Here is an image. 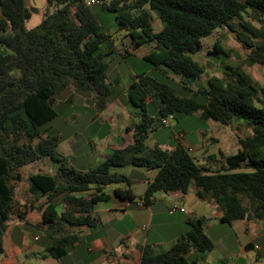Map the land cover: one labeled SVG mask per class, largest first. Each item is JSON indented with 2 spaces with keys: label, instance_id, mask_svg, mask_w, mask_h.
Returning a JSON list of instances; mask_svg holds the SVG:
<instances>
[{
  "label": "trees",
  "instance_id": "16d2710c",
  "mask_svg": "<svg viewBox=\"0 0 264 264\" xmlns=\"http://www.w3.org/2000/svg\"><path fill=\"white\" fill-rule=\"evenodd\" d=\"M100 4L114 12L118 24L127 30L130 48L125 54L151 44L142 58L165 73H174L178 85L191 95L177 93L166 76L136 75L126 90L137 117L125 128L132 132V142L112 150L88 171L76 169L58 152L60 137L44 126L56 118L54 101L69 87L91 91L99 109L107 106L111 84L105 58L110 51L102 53L99 48L108 34L86 0H45L41 22L30 29L26 27L32 15L27 0H0V255L6 224L16 209L15 190L22 180L19 169L43 157L64 162L54 174L28 175V202L43 198L38 205L42 219L34 227H42L50 239L45 254L57 259L78 240L68 227L95 223L94 207L109 198L105 187L123 184L115 187V195L135 199L136 178L118 171L125 166L155 171L141 196L145 205L156 193H186L192 187L200 199L220 211V222L263 220L264 85L242 67L226 66L224 77L211 76L205 88L193 90L192 84L201 79L205 68L192 56L201 49L204 37L227 27L249 49L244 64L264 66V0H100ZM249 10L260 27L243 19ZM151 12L161 23L157 31ZM208 54L228 57L218 43ZM196 112L222 125L239 122L249 131L239 138L235 154L223 155L225 163L219 169L199 165L180 142L170 149L146 145L160 119L173 115L178 120ZM244 163L249 170H242ZM205 222L203 216L188 218L187 232L163 251L146 248L140 264H198L213 248ZM192 250L196 255L188 259Z\"/></svg>",
  "mask_w": 264,
  "mask_h": 264
},
{
  "label": "rangeland",
  "instance_id": "374dc122",
  "mask_svg": "<svg viewBox=\"0 0 264 264\" xmlns=\"http://www.w3.org/2000/svg\"><path fill=\"white\" fill-rule=\"evenodd\" d=\"M36 1H38L37 5L30 6L36 11H32L31 18L26 21L28 29L41 22L45 10V0ZM108 1L106 0V2ZM27 3L29 4V0ZM91 11L108 34V39L99 48L102 53L110 51L105 58L108 66L107 77L111 84V92L107 96V106L104 109H99L93 92L77 91L73 87H69L61 91L54 101L56 118L44 126L50 134L60 137L62 151L66 152L65 148L70 150L71 156H66V163L82 171H88L94 166L92 161L90 162L88 158L84 157V153L90 150V147L97 141L96 139L106 137L110 144H115V135L123 132L125 133L124 139L132 141V134L126 132L125 128L135 122L137 117L136 109L129 105L126 90L136 75L146 73L160 79L166 76L171 87L177 93L191 95L190 91L182 89L178 85L179 78L174 73H165L161 68H156L142 58V55L152 48L151 44L147 43L133 53L125 54V49L130 48V39L127 36V30L118 24L114 12L106 10L100 3L91 6ZM151 15L152 26L157 31L160 29L161 23L154 13L151 12ZM243 19L256 27L261 26L257 17L250 10L247 14H243ZM234 25L235 28H240L238 21H235ZM215 43L221 45L228 57L221 55L220 58H216L208 54V51L213 50ZM248 52L249 49L236 38L235 31L227 27L218 28L211 35L204 37L201 49L192 57L205 68V72L197 83L192 84L193 90L205 88L207 79L211 76L224 77V72H228L226 66L233 68L240 66L253 77L256 83L264 85V66L259 64L246 66L244 64V58ZM149 109L152 112L155 110L153 106H149ZM198 132L202 133L205 138L202 148ZM248 132V129L239 122L232 121L227 125H222L210 119H203L200 117V112H196L191 115H181L178 120H169V125H158L146 142L151 145L153 141H157L170 148L177 142L191 146L193 149L190 154L198 163H201V157H206V154L211 152H217V147L225 153L235 154L239 138L244 137ZM179 133H183V137L177 138L176 135L178 136ZM45 159L49 160L50 164L47 163L45 167L32 165L24 171L33 172L41 169L52 172L55 167L57 171L59 165L64 162L59 163L49 157ZM220 167V163L217 162L209 168L215 170ZM242 170H249L246 163ZM118 171L136 178V182L132 186L134 194H137L135 200L143 201L138 194L142 191L146 177L150 175L151 171L134 166H125L119 168ZM124 186L123 184L116 185V187ZM167 196L159 192L154 195V199L149 205L143 203L141 207H136L132 204L126 208L125 213L116 211V216H126L121 220L116 218V232L122 234V239H128L127 245L123 240H117L116 260H125L120 256L125 250H130L135 254L138 247L145 242L151 252L163 251L167 248L168 240L189 230L186 220L198 216L201 212H198L197 207L190 205L185 200L183 210L174 209L170 213L169 210L172 207L165 199ZM111 205L112 203L109 202L101 204L106 207ZM16 210L17 207L15 212ZM201 211L203 212L200 215L214 216L212 210ZM150 214L154 217L151 230L148 232L146 225H150L147 219ZM245 224H249L247 231L244 230ZM26 225V228L35 232L34 227L32 228L28 223ZM205 233L213 244V248L207 253L208 261L211 264H264V219L239 220L229 224L211 217L206 219ZM134 238L137 239L139 245L134 243ZM249 241L253 242L254 247L246 249L245 244ZM154 242H157V245L151 246ZM195 255L196 251L192 250L187 257L191 259Z\"/></svg>",
  "mask_w": 264,
  "mask_h": 264
},
{
  "label": "crops",
  "instance_id": "0c3cea01",
  "mask_svg": "<svg viewBox=\"0 0 264 264\" xmlns=\"http://www.w3.org/2000/svg\"><path fill=\"white\" fill-rule=\"evenodd\" d=\"M29 5L35 6L37 5V1L29 0ZM130 133L132 134V132ZM150 135H152V132L148 135L147 140L150 138ZM179 135H182L183 137L184 134L179 133ZM115 137V144H110V142L106 140V137L99 140L96 139L97 141L94 142V145L92 147H90V150L84 153V157L88 158L90 162L92 161V164H94V166L91 168H94L100 162H102L106 158V156H108L112 152V150L123 147L132 142L129 140L126 141L124 139L125 133L123 132H119L115 135ZM198 138L201 142L202 148L205 138L200 132H198ZM60 144L61 140L57 147L58 152L65 158L66 156H71L70 150L68 148H65L66 152L62 151ZM156 144L161 146L162 148L170 149V147L159 144L157 141H153L151 145H148L146 142V145L149 147H153ZM174 146H172L171 148H173ZM186 147L193 149L191 146ZM239 147L240 146L237 145L236 150H238ZM216 150L217 152H211L209 154H206V157H201L202 162L199 163V165L210 169V166H213L214 163L219 162L220 166H222L225 163L223 155H229V153H225L221 148L219 149V147H217ZM45 158L46 157H43L19 169L22 175V180L15 190L17 210L12 214L11 218L7 222L2 236L4 253L0 255V264H140L141 256L148 246L146 242L138 247V250H136L135 254H133L130 250L123 251L120 256L124 257L125 260H116L117 240H123L125 244L128 241V239L124 240L121 238V233L116 232V218L121 220L126 217L116 216V211L125 213L126 208H128L124 207L125 200H122L115 195L114 189L116 185L107 186L104 188V191L109 198L107 201L99 202L94 207L93 214L95 223L91 227H88L86 225H82L79 227H68L70 232L75 233L78 236V240L74 243L73 246L68 249L67 254L58 259L45 254V248L50 244V239L44 235L42 227H34V225L39 224L42 219L41 211L38 209V205L43 201V198L36 200L34 203L28 202L29 194L26 178L29 174L37 172L54 174L56 172V167L52 172L42 171L41 169H39V171L33 172L24 171L25 169L27 170V167H30L32 165H40L42 167H45L47 163L50 164L49 160ZM154 174L155 171L151 170V173L146 177L143 189L138 194V196H142L146 188L147 179L153 178ZM164 194L168 195V198L166 197L165 199L172 207L170 210H183L185 207V200H187L190 205L199 209L198 212L202 213L203 211L201 210L209 209L213 211L214 215L204 216L200 215L201 213H199V215L195 217L203 216L206 219H210L212 217L216 220L220 215V211L206 200L200 199L196 195V192L192 187H190L186 193L171 192ZM108 202L112 203V205L108 207L101 206L102 203ZM56 209L58 212H61L62 206L58 205ZM20 213L22 214V216H24L23 219L20 218ZM153 217L154 216H151V214L150 216H147L148 224H150L146 225L148 232L151 230ZM26 223H28V225L32 228L34 227L35 232L26 228ZM245 226L246 227H244V230H249V224H245ZM176 238L177 237H174L168 240V242L166 243L167 248ZM134 243L139 245L136 238H134ZM248 243L253 244L252 241H249L245 244V246ZM155 245H157V242L151 244V246ZM126 248L128 249V247ZM208 256L209 255L206 254L205 258L200 260L198 264H211V262L208 261Z\"/></svg>",
  "mask_w": 264,
  "mask_h": 264
},
{
  "label": "built area",
  "instance_id": "2783aa9c",
  "mask_svg": "<svg viewBox=\"0 0 264 264\" xmlns=\"http://www.w3.org/2000/svg\"><path fill=\"white\" fill-rule=\"evenodd\" d=\"M100 3V0H86V5L87 6H93V5H95V4H99ZM172 119H174V117H173V115H169V116H167V117H164V118H162V119H160V125L161 126H166V125H169V120H172ZM176 137L178 138H180V137H182V135H176ZM190 151L192 150L191 148H188ZM143 201H141V200H132V201H128V200H125L124 201V207H128V206H130V205H132V204H134L136 207H141L142 205H143ZM174 209H172V210H170V213L173 211ZM143 228H145L144 226H143Z\"/></svg>",
  "mask_w": 264,
  "mask_h": 264
},
{
  "label": "water",
  "instance_id": "95a60500",
  "mask_svg": "<svg viewBox=\"0 0 264 264\" xmlns=\"http://www.w3.org/2000/svg\"><path fill=\"white\" fill-rule=\"evenodd\" d=\"M37 3H38V1H37ZM30 10H31V12H32V11H36V10H33L32 8H30Z\"/></svg>",
  "mask_w": 264,
  "mask_h": 264
}]
</instances>
